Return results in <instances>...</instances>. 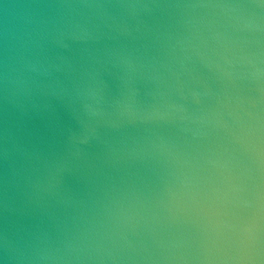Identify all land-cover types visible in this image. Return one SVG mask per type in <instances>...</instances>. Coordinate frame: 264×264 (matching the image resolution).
<instances>
[{"label": "water", "instance_id": "95a60500", "mask_svg": "<svg viewBox=\"0 0 264 264\" xmlns=\"http://www.w3.org/2000/svg\"><path fill=\"white\" fill-rule=\"evenodd\" d=\"M0 264H264V0H0Z\"/></svg>", "mask_w": 264, "mask_h": 264}]
</instances>
